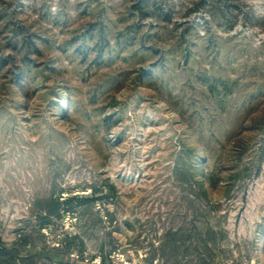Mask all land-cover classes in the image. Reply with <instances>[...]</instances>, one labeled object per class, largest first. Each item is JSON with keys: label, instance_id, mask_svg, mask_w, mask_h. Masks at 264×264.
<instances>
[{"label": "rangeland", "instance_id": "1", "mask_svg": "<svg viewBox=\"0 0 264 264\" xmlns=\"http://www.w3.org/2000/svg\"><path fill=\"white\" fill-rule=\"evenodd\" d=\"M0 247L264 264V0H0Z\"/></svg>", "mask_w": 264, "mask_h": 264}, {"label": "trees", "instance_id": "2", "mask_svg": "<svg viewBox=\"0 0 264 264\" xmlns=\"http://www.w3.org/2000/svg\"><path fill=\"white\" fill-rule=\"evenodd\" d=\"M87 199H91V197L90 196H85ZM44 225V227H46V226H49V223L48 222H45V223H43ZM8 251H7V249L6 248H4V247H0V262H2V264H5L4 263V261H5V259H3V255L5 254V253H7Z\"/></svg>", "mask_w": 264, "mask_h": 264}]
</instances>
